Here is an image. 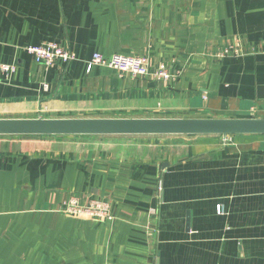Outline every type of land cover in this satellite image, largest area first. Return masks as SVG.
I'll return each instance as SVG.
<instances>
[{
	"label": "crops",
	"instance_id": "1",
	"mask_svg": "<svg viewBox=\"0 0 264 264\" xmlns=\"http://www.w3.org/2000/svg\"><path fill=\"white\" fill-rule=\"evenodd\" d=\"M46 42L75 60L36 64ZM95 53L173 78L87 72ZM0 63V118H264V0H0ZM57 137H0V264H264V136L15 141Z\"/></svg>",
	"mask_w": 264,
	"mask_h": 264
},
{
	"label": "water",
	"instance_id": "2",
	"mask_svg": "<svg viewBox=\"0 0 264 264\" xmlns=\"http://www.w3.org/2000/svg\"><path fill=\"white\" fill-rule=\"evenodd\" d=\"M264 136V118H0V137Z\"/></svg>",
	"mask_w": 264,
	"mask_h": 264
},
{
	"label": "built area",
	"instance_id": "3",
	"mask_svg": "<svg viewBox=\"0 0 264 264\" xmlns=\"http://www.w3.org/2000/svg\"><path fill=\"white\" fill-rule=\"evenodd\" d=\"M26 52L32 56L36 64L42 65L45 68L65 65L75 60L73 54L51 42H46L35 47H28ZM227 55H229V49H224L220 52L221 57ZM94 66L105 67L114 71L119 76L129 75L134 78H148L162 83L168 82L173 78L164 65H161L156 71H151L147 58L142 56L113 54L109 57H103L95 53L86 63V71L89 72ZM15 71V66L0 63V82L8 81ZM43 87L45 90L48 88L47 85H43ZM157 191H161L160 185ZM62 208L65 213L72 217L109 218V204L99 199H91L86 204H80L76 199H71L68 203L63 204Z\"/></svg>",
	"mask_w": 264,
	"mask_h": 264
},
{
	"label": "rangeland",
	"instance_id": "4",
	"mask_svg": "<svg viewBox=\"0 0 264 264\" xmlns=\"http://www.w3.org/2000/svg\"><path fill=\"white\" fill-rule=\"evenodd\" d=\"M59 137L60 136H58L57 138H59ZM87 138L94 139L96 137H87ZM127 139L132 141L131 140L132 138H126V140ZM17 140L21 142V145H38V144H40L42 146L43 145H46V146L47 145H87L88 144L87 142H89V141H87L86 138L77 137V136L73 137V138L71 136H68V138H62L60 141H55L54 139L53 140H41L39 142H33V140H25V139H16L15 141H17ZM92 141H98L99 142L100 140L95 139ZM152 146H155V145H150V147H152ZM156 152H158V148H157Z\"/></svg>",
	"mask_w": 264,
	"mask_h": 264
},
{
	"label": "trees",
	"instance_id": "5",
	"mask_svg": "<svg viewBox=\"0 0 264 264\" xmlns=\"http://www.w3.org/2000/svg\"><path fill=\"white\" fill-rule=\"evenodd\" d=\"M33 136H29L28 138H32ZM49 137H52V136H43V138H49ZM72 137V136H71Z\"/></svg>",
	"mask_w": 264,
	"mask_h": 264
}]
</instances>
